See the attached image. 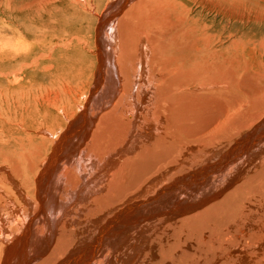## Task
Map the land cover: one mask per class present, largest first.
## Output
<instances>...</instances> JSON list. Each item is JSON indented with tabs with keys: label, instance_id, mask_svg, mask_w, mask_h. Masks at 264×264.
I'll return each instance as SVG.
<instances>
[{
	"label": "bare ground",
	"instance_id": "1",
	"mask_svg": "<svg viewBox=\"0 0 264 264\" xmlns=\"http://www.w3.org/2000/svg\"><path fill=\"white\" fill-rule=\"evenodd\" d=\"M134 1L115 25L109 15L95 27V69L74 118H47L77 103L68 67L47 72L54 84L37 93L44 110L28 133L0 120V264H214L232 230L244 246L264 242V76L232 80L224 43L168 12L133 27ZM21 46L3 39L6 66Z\"/></svg>",
	"mask_w": 264,
	"mask_h": 264
},
{
	"label": "rangeland",
	"instance_id": "2",
	"mask_svg": "<svg viewBox=\"0 0 264 264\" xmlns=\"http://www.w3.org/2000/svg\"><path fill=\"white\" fill-rule=\"evenodd\" d=\"M122 1L123 0H0V50L4 38H13V41L19 39L24 44L23 47L21 46L22 51H16L14 52L16 55L14 53L11 55L14 56L12 62H15L14 67L10 66L13 68L6 66L10 63L9 61H3L0 58V66L2 64L0 67V91L2 93L5 92V96L9 94V98L3 96L7 99L2 98L0 100V104L3 106H0V120L10 121L12 124L16 123L19 126V130L26 128V132H29L30 129L28 128L32 120H38L34 116H36V114L42 115L39 109L44 110V107H42L43 109H38L37 98H39V96L37 93H45V91L51 89L54 84V80L47 72H53L58 69L67 71L69 67L68 70L71 72V78H68L69 85H71L74 92L76 90L77 92L80 91L75 97L78 95L80 97L83 91L85 94L88 89L87 87H89L91 83L90 77L95 69L93 47L94 29L99 22L106 20L111 15V21L108 20V23L109 25L111 23L115 25L114 22H116V18L121 17L128 7L136 2L134 0H128L127 4H123ZM153 3L154 5H152ZM137 4L138 5L134 7L135 12L131 14L129 12L127 15L128 17L131 15L133 18H131V16L129 18L126 16L124 20L133 19L135 21V17L138 16L137 21L134 22L132 20L134 23L131 21L133 27H136V24L140 21L141 24L145 22L147 17H151L150 13L152 12L155 13L158 11V14L165 13L161 16V18L163 17L164 19L168 12V18L166 17V20H170L171 22L175 20L174 23H180L181 29H183L184 26L186 30H192L196 32V34L199 32L197 35L200 37L207 32L209 35L207 33L205 35L211 38L213 42L212 45L215 47H218L221 42L224 43L223 50H226L228 53L227 57H231L228 59L230 62L229 67H232L230 68L233 75L232 80L236 79L235 81L240 83L241 78V80L243 79L242 83H253L254 85L255 80L264 76V0H139ZM137 7L138 10L136 9ZM141 7L143 11H141ZM150 9H152V11L149 12L148 16L147 11ZM132 10L134 11V9ZM144 10H146V14L143 15L145 17H142L143 13L141 12H144ZM17 12L19 13V17ZM137 13H139V15ZM132 14L136 15L134 16ZM158 14L156 13V15ZM133 27H131L132 30H135ZM137 29L141 32L140 26L136 28V30ZM138 31H136V33ZM109 32L110 28L101 33V46L102 39L105 42V34L103 35V33L109 34ZM17 34H23L24 36H17ZM134 34L133 36H135ZM218 38L220 40H218ZM104 50H106V48L102 47V52ZM1 54L2 52L0 51V57ZM102 55L101 53V56ZM230 60L232 61V65ZM63 66H65V68H63ZM10 70L12 71L9 72ZM13 71L16 72L14 78L10 76L6 77L7 72L12 73ZM260 75L262 76L260 77ZM245 79L248 82L245 81ZM78 85H81L80 87L83 88L81 89ZM2 89L4 91H2ZM27 96H29V99L24 98ZM83 96L84 95H82L81 98L77 97L78 99L76 98L77 103L75 102L74 106L71 108L72 112L69 110L65 117L61 111H55V108H50V116L47 117L48 120H51L52 113H54L62 124L67 123V118L72 119L73 115L75 117L79 112V108L77 107L79 104L78 101H84ZM4 101H6V103ZM10 102H13V104ZM29 110L31 112H29ZM69 112L73 114L70 115ZM45 122L47 126L49 122ZM229 220L233 222L235 219L230 218ZM230 221L229 223H231ZM247 222L249 221L246 220V223ZM247 225H249V223H247ZM221 228H224V226ZM213 231L215 230L213 229L211 232ZM232 231L236 233H230L229 236H237L234 238L235 240L231 238V242H235L233 243L234 245H232L229 240L228 243L231 244L229 246L230 248L228 247L229 244H227V248L222 249L217 247L219 246L217 243V246L214 247V249L216 248L214 253L215 256H217L214 264H219L218 256L221 255L225 257L224 259L232 261L231 264H260L264 262V248H262V246L264 247V242L254 244V246V242H252L249 247L244 246V244L248 245L247 242H249L247 241L248 239L245 240L246 236L243 237L241 235V237L240 234L237 233V230ZM245 232L249 233L251 231ZM216 234L213 233V236ZM181 239H183V237ZM215 240L218 239L216 238ZM241 243L242 245H240ZM238 244L240 246H237ZM259 246L261 248H258ZM186 247L188 248V246ZM217 252H219V254L220 252L222 253L218 255ZM229 253H231L230 256L228 255ZM253 259L255 260L254 262ZM192 262H195V260L191 259V262L190 260L188 261L189 264ZM228 264L230 263L228 262Z\"/></svg>",
	"mask_w": 264,
	"mask_h": 264
}]
</instances>
